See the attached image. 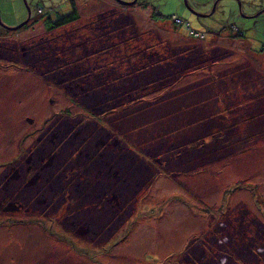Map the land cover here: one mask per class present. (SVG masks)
<instances>
[{
  "label": "rangeland",
  "instance_id": "rangeland-1",
  "mask_svg": "<svg viewBox=\"0 0 264 264\" xmlns=\"http://www.w3.org/2000/svg\"><path fill=\"white\" fill-rule=\"evenodd\" d=\"M76 1L84 17L81 23L105 6L120 5L137 29L170 40L182 54L178 61H191L196 75L220 74L223 78L215 82L210 76L214 91L209 96L193 100H208L209 109L229 106V111L213 118L210 110L209 119L188 117L179 123L164 118L166 109L176 112L181 106V118L186 114L184 108L192 101L187 87L193 89L196 82L192 72L174 82L182 71L178 66L172 72L164 67L144 71L126 62L100 60L91 81L111 86L109 112L103 118L119 145L108 150L115 164L114 177L102 187L92 211L99 228L83 239L97 250L81 251L84 246L79 245L76 227H62L71 214L66 204L57 214L56 202L39 201L34 210L24 202L29 212L3 211L9 202L5 199L12 197L5 189L9 179L5 172H12L16 160L25 165L26 154L20 156V148L42 146L46 140L39 143L36 139L44 128H50L47 137L56 132L52 124L57 113L70 104V91L61 89L62 81L49 75L52 68L46 70L47 64L32 61L49 72L42 75L22 58L23 48L36 50L41 38L52 35L43 22L19 34L4 27L24 22L29 7L34 15L43 9V15L54 19L64 16L72 11L71 0H0V35L5 37L0 53V199L4 201L0 206V264H194L195 259L200 262V253L205 254V243L209 252L213 246L221 250L224 243L230 245L234 256L226 264H264V0H138L129 6L118 3L121 0ZM173 15L184 24L172 28L168 21ZM233 27L240 28L243 36H235ZM191 28L204 33L206 40L196 44ZM187 47L193 51L185 57ZM200 47L211 49L210 60L199 58ZM250 47L258 54L250 53ZM66 55L59 60L69 67L73 59L71 53ZM17 59L22 64L18 70L12 65ZM175 91L181 99L171 95ZM71 110L70 120L75 122L81 111L75 106ZM204 137L207 142L203 144ZM124 152L131 154L132 163L116 164ZM138 169L143 177L131 179ZM113 194L118 201H112ZM33 215L53 227L45 229ZM104 216L109 217V224ZM108 225L115 238L104 249L110 231L104 233L101 227ZM67 231L77 249L64 238ZM188 246V253L195 250L197 254L189 253L190 260L185 253Z\"/></svg>",
  "mask_w": 264,
  "mask_h": 264
},
{
  "label": "flooded vegetation",
  "instance_id": "flooded-vegetation-1",
  "mask_svg": "<svg viewBox=\"0 0 264 264\" xmlns=\"http://www.w3.org/2000/svg\"><path fill=\"white\" fill-rule=\"evenodd\" d=\"M118 3L122 4L121 1ZM123 5L129 6L131 4L123 3ZM119 6H105L98 10L96 12L97 14L93 17L88 15L87 17L90 18L86 19L84 23H81V19L84 17L80 14L78 6H75L78 17L71 22H63L61 20L73 12V6L70 13L61 17L58 16L56 19L49 14L43 15V9H39L38 13L34 15L29 7L27 19L24 21L25 24L19 26L24 23L22 22L17 26L4 27L11 29L15 34H19V31L29 30L30 27L34 30L35 25H38L41 21L43 22L45 29L52 33V35H46V37L41 38L37 42L36 50H30L32 48H25L24 50L23 48L22 58L26 60L25 64L29 67L32 65L31 68L34 71H39L42 75L48 74L49 72L44 71L40 63H34L32 61L37 59L38 61H42V64H47L46 70H49L48 67L52 68L53 71L49 75L52 74L58 78V81H62L63 85H61V89L70 91V104L57 113L59 115H57V119L52 124V126L56 125V132H52L47 137L50 128L47 130L44 128L43 134L36 139L39 143L44 141V139L46 140L42 146H39L37 149H33V147L27 149L20 148V156L26 154L25 165L16 160L11 166L12 172H5L4 177L9 178L5 183V189L12 197L9 200L5 199L9 202L4 207L5 210L3 208V211H11L14 213L19 211L29 212L31 208L25 207L24 202L31 203L32 209L34 210L37 208V203L35 202L39 201V204L46 202L47 205L50 204L49 202H56L55 204L58 205L55 206V213L57 214L60 206L66 204L71 214L66 216L69 222L67 219L64 220L65 222L62 221V227L66 230L76 227V235L82 241L81 243L79 242V245L84 246V249H81V251L85 250L84 252L97 250V247L92 242L84 241L83 239H86L85 236L88 234L97 233L99 228L98 217L94 216L92 211L96 208V201H98V197L102 193V187L105 184L108 186L114 177L115 164L108 150L119 144L114 140L112 128L110 129L109 125L104 124L103 118L108 115L105 113L109 112L107 106L109 105L108 98L110 97L109 90L111 86L109 84L104 86L103 84L93 83L91 81V76L98 69L97 66L99 65L100 59L103 60L108 57L110 59V55L113 52L108 50L104 51V48L99 51H96V49L85 51L82 45H87L82 43V41L86 38H90L94 42L101 39V37L94 34L84 36L85 32L94 31H91L89 26L94 25L99 13L111 10L110 12L119 15H127ZM55 32L59 34L56 35ZM3 38L5 37L0 35V53L2 49L1 39ZM32 42L34 43L35 41ZM98 45L101 44H92L93 47ZM89 46L91 45L87 47ZM66 53H71L70 57L73 59L72 65L69 67L68 65L64 66L59 60V58H67ZM12 65L18 70L22 64L17 59L14 62L12 61ZM111 98L113 100V94ZM72 106L79 108L81 111L80 118L75 120V122L70 120L72 118L71 113L73 112L71 110ZM111 107L113 108V106ZM63 115L64 117H62ZM29 120L32 119L29 118ZM108 120L109 118L107 122ZM122 162L132 163V156L129 152L122 153L116 164ZM137 175L143 177L140 169L134 174H131V179L137 180ZM128 185L131 188L133 183L130 182ZM132 190L135 191L136 186ZM29 191H33L34 194L28 195L27 193ZM60 193L62 194L61 197ZM37 194L40 196L37 197ZM34 197L35 200L33 202L32 199ZM117 198L114 194L111 197L112 201H118ZM3 203L4 201L0 199V206ZM85 204H88V206ZM87 207L88 210H85ZM33 217L35 218L34 221L42 223L45 229L53 227L52 224H47V222L45 224L44 218L35 215ZM108 218L104 216V219L107 221L106 224H109ZM105 226L101 227V229H104V233L113 228L111 225ZM62 231L65 230L62 229ZM112 233L114 234L113 231H110L106 235V240L109 241L106 243L108 246L104 249L112 246V241L115 238L114 236L112 237ZM69 234L68 231L67 234L64 232V238L70 241L77 249L74 240H72V236ZM201 243H204V241ZM222 246L223 248L221 250L213 246L211 250L213 255L208 257L209 261H206V252L205 254L203 252L200 253V262L194 258V264H209L210 262L213 264L228 263L229 258L232 256L231 254H233L231 253V246L225 243ZM193 251L194 253L192 254L196 256L195 250H190L189 253L191 254ZM189 253L187 252L186 256L188 260L192 257Z\"/></svg>",
  "mask_w": 264,
  "mask_h": 264
},
{
  "label": "trees",
  "instance_id": "trees-1",
  "mask_svg": "<svg viewBox=\"0 0 264 264\" xmlns=\"http://www.w3.org/2000/svg\"><path fill=\"white\" fill-rule=\"evenodd\" d=\"M71 3H72V6L74 7L73 12L63 17L61 20L63 22L64 21L71 22L78 17L76 7H75L77 6V1L71 0ZM110 11L111 10L99 13L95 20L94 25L89 26V29L91 31L93 30L94 31L85 32L84 36H90V34H94L98 37H101V39L97 40L96 42L92 41L90 38L84 39L82 43H85L87 46L88 45H91V46L87 47V46L82 45L83 50L91 51V50L96 49V51H99L104 48L103 49L104 51L108 50L110 52H113V54L110 55L111 56L110 59L109 57L107 59L109 60L112 59L116 63L121 61L124 64L126 62L125 64H127L128 67L132 68L133 66H136L137 70L145 71V70H148L150 67H154L156 69L164 67L167 70L172 72L178 66L179 68H182V71L179 73L178 75L179 77L174 82L180 79H183V77H186V75L189 72H192V70H194L193 68H190L192 64H191V61H189L188 59L185 62L178 61V56L182 54L178 53L179 49L174 47L171 44L170 40L163 41L164 39H162L161 36L158 35V33L154 34L153 32H149V33H147L146 31L143 32L135 27L133 20L126 17L127 15H119V14H116ZM154 14L155 13H153V16ZM176 17L180 18L181 21L179 22L176 21L173 16L169 17V20L173 19L176 22V23L174 22L176 24L174 25V28H178L179 26L184 24V20L181 17L177 15ZM187 25L190 26L189 23H187ZM190 31H192V29ZM233 31L235 32V36L236 35L238 36V34L243 36L242 30L240 28L233 27ZM196 32L200 34L197 35ZM216 34L217 35L219 34L220 36L222 35L220 32ZM157 35L160 39L156 38ZM192 35L196 38V40H193L196 42V44L198 40H201V41L206 40L205 34L198 30H195L194 33L192 32ZM93 43L101 44L103 47L101 45L93 47L92 46ZM201 44L205 45L204 42H201ZM116 47H119V50L115 49ZM187 48H188L187 52L183 51L186 54V55L183 54V56L185 57L187 55L191 56V52L193 51L192 47H187ZM115 51L121 52L122 54L121 55L114 54ZM197 51L200 52L199 58L201 59L202 57V60H204L203 62H206L208 59L210 60V57H211L209 56L210 54L209 52L211 51L210 48L208 49L206 47H200V48H197ZM262 51H264V46L262 47ZM262 51L260 52L262 53ZM250 53L258 54L255 50H253V48ZM107 59H103V60H107ZM199 66L200 65H198L197 67ZM195 73L196 72H192V74H194L193 78H195L196 80V82L192 84L193 89L190 86L187 87V92L189 91V89H191L190 95L192 96V101L190 102V104H188L187 108H184V110L186 111V114L183 116V118H181V113H182V106H181L179 107V109L176 110V112L172 111L171 109H166L165 110L166 117L164 118H168L170 120L173 119V120H176L177 123H179V120H188L189 119L188 117L192 118L193 120H196V118L205 120L206 118H208L207 115L210 113V110L211 112H213V115L211 116L213 118L214 116L217 117L218 114L223 115V114L228 113L229 106H227L226 108H224L223 106V108L214 107V108L209 109L205 106L208 100L207 101L193 100L203 95L205 98L206 95L209 96L210 91H214L212 88L213 83L210 81V76L213 82L217 80V77H219V79H222L223 77L220 74L217 76L209 72L206 73V77L205 76L200 77L196 75ZM220 87L223 89L222 86ZM133 93H136L137 95L136 91H133ZM174 93H176V91ZM171 95H174V97H176L178 100L181 99V96H180L181 94L179 92H177L176 94H171ZM211 117L209 116V118ZM172 129L174 130L175 128L173 127ZM206 142L207 141H205V137H204L203 144ZM207 240H209V238H207ZM190 247H191V244H190ZM190 247L189 246L187 247L185 253H187ZM204 248L207 254V256L205 257H208L209 250L206 248V243L204 244ZM212 255H213V252L210 251L209 257H211ZM231 255L232 257L234 256V254H231Z\"/></svg>",
  "mask_w": 264,
  "mask_h": 264
},
{
  "label": "water",
  "instance_id": "water-1",
  "mask_svg": "<svg viewBox=\"0 0 264 264\" xmlns=\"http://www.w3.org/2000/svg\"><path fill=\"white\" fill-rule=\"evenodd\" d=\"M136 1H137V0H134L133 2H127V1H122V0H121V2H122V3H125V4H134V3H136ZM23 24H25V22L22 23V24H20L19 26H21V25H23Z\"/></svg>",
  "mask_w": 264,
  "mask_h": 264
},
{
  "label": "built area",
  "instance_id": "built-area-1",
  "mask_svg": "<svg viewBox=\"0 0 264 264\" xmlns=\"http://www.w3.org/2000/svg\"><path fill=\"white\" fill-rule=\"evenodd\" d=\"M174 19H175L176 21H178V22L181 21L180 18H178V17H176V16H174ZM194 31H195V30H192L191 33H192V32L194 33ZM196 34L199 35L200 33L196 32ZM201 36H202V35H201ZM221 264H223V262H222Z\"/></svg>",
  "mask_w": 264,
  "mask_h": 264
},
{
  "label": "crops",
  "instance_id": "crops-1",
  "mask_svg": "<svg viewBox=\"0 0 264 264\" xmlns=\"http://www.w3.org/2000/svg\"><path fill=\"white\" fill-rule=\"evenodd\" d=\"M168 22H169V24L172 26V28H174V25H176V24L173 23L171 20H169ZM251 49H252V47H250V49H248L249 52H251Z\"/></svg>",
  "mask_w": 264,
  "mask_h": 264
},
{
  "label": "clouds",
  "instance_id": "clouds-1",
  "mask_svg": "<svg viewBox=\"0 0 264 264\" xmlns=\"http://www.w3.org/2000/svg\"><path fill=\"white\" fill-rule=\"evenodd\" d=\"M137 2V1H136ZM176 16V15H175ZM173 17H174V15H173ZM171 21L174 23L175 22V20H173V19H171ZM176 23V22H175ZM191 27V26H190ZM192 29V28H191ZM190 29V30H191ZM192 30H194V29H192ZM223 264H224V262H223Z\"/></svg>",
  "mask_w": 264,
  "mask_h": 264
},
{
  "label": "bare ground",
  "instance_id": "bare-ground-1",
  "mask_svg": "<svg viewBox=\"0 0 264 264\" xmlns=\"http://www.w3.org/2000/svg\"><path fill=\"white\" fill-rule=\"evenodd\" d=\"M125 103V102H124ZM136 149V148H135ZM260 257V256H259Z\"/></svg>",
  "mask_w": 264,
  "mask_h": 264
}]
</instances>
